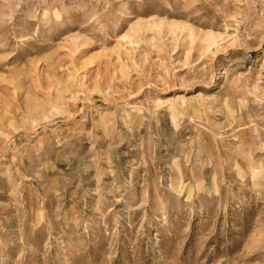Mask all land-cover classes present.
I'll return each mask as SVG.
<instances>
[{"label": "rangeland", "instance_id": "rangeland-1", "mask_svg": "<svg viewBox=\"0 0 264 264\" xmlns=\"http://www.w3.org/2000/svg\"><path fill=\"white\" fill-rule=\"evenodd\" d=\"M0 264H264V0H0Z\"/></svg>", "mask_w": 264, "mask_h": 264}]
</instances>
